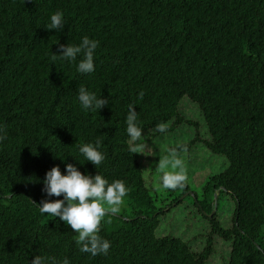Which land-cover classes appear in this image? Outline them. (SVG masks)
<instances>
[{"label":"trees","instance_id":"obj_1","mask_svg":"<svg viewBox=\"0 0 264 264\" xmlns=\"http://www.w3.org/2000/svg\"><path fill=\"white\" fill-rule=\"evenodd\" d=\"M56 11L65 25L47 30ZM85 36L99 42L93 72L77 71L82 56L53 60ZM80 85L108 105L84 109ZM184 97L208 128V138L196 134L185 146L201 140L228 162L205 181L202 198L187 194L211 225L201 250L158 233L161 217L190 191L188 178L165 189L163 172L180 169H160L155 152L131 153L126 132L133 105L141 140L160 134L161 123L163 133L184 122L198 127L184 116ZM0 136V264H32L37 255L47 264H207L214 235L230 242L227 264H264V0H0ZM86 143L102 152L101 165L79 151ZM66 164L128 188L131 216L102 221L106 255L82 253L70 226L40 213L42 201L63 199L47 196L43 181L55 166L67 174ZM225 195L234 203L231 227L218 219Z\"/></svg>","mask_w":264,"mask_h":264},{"label":"clouds","instance_id":"obj_2","mask_svg":"<svg viewBox=\"0 0 264 264\" xmlns=\"http://www.w3.org/2000/svg\"><path fill=\"white\" fill-rule=\"evenodd\" d=\"M36 2V0H32ZM65 25L64 14L56 11L50 17V24L46 25L47 30H62ZM99 42L91 40L87 36L83 37L78 46L67 44L61 45L62 54H53V60L57 57L67 61L76 60L77 56H82L78 63L77 71L81 74H87L94 71V53ZM140 97H143L141 92ZM78 99L84 109L100 110L108 105L107 99L98 98L95 93L89 92L85 87L80 85L78 89ZM137 113L134 105L129 106L126 117V132L133 142L129 146L131 153H142L144 145L136 143L142 136V129L137 125ZM156 130L163 133L166 131L165 124L161 123L156 126ZM6 136H0V140ZM100 141H97L99 145ZM79 151L85 156L88 162L95 167L102 164L105 157L96 146L92 144H83ZM63 160V159H62ZM173 169L179 171H165L161 177L162 185L165 189L175 190L182 188L187 180V175L181 166V161L175 159L161 160L158 164L160 169H166L169 164ZM66 173L62 174L59 166L52 167L46 173L43 181V191L49 197H61L54 201L44 200L39 207L42 215L47 214L52 217H59L67 226L78 234L76 244L82 253H89L93 257L99 254H107L110 248V242L103 239L99 233L102 227L104 217L110 211L117 213L124 202V197L128 194V188L121 180H115L109 183L100 174L85 175L81 173L73 164H66ZM47 259L43 256H35L32 264H47ZM55 261V258H51ZM63 264H69L67 259Z\"/></svg>","mask_w":264,"mask_h":264},{"label":"rangeland","instance_id":"obj_3","mask_svg":"<svg viewBox=\"0 0 264 264\" xmlns=\"http://www.w3.org/2000/svg\"><path fill=\"white\" fill-rule=\"evenodd\" d=\"M181 104L183 105L182 110L185 114L184 116L188 120L199 123L198 127L184 122L172 131L157 134L154 137H150L149 140L140 139L136 143H142L144 145L142 153H139L143 158L149 155L151 156L155 152L156 156L162 160L167 159L174 162L175 159H179L180 161L184 159L183 163L186 165L183 170L185 173L188 171L187 183L189 184L190 191L180 197V200H183L181 203H173L171 210L161 217L158 233L180 236L190 242L194 249L201 250L206 245L208 233H211V225L202 213L198 211L192 202V198L188 197L187 194L195 192L199 198H202L205 181L210 175L225 169L228 166V162L225 157L212 154L201 140V142H194L190 148L185 146V144L190 143L196 137V134L201 139L208 138V128L197 103L191 101L188 97H184ZM175 147H179V151H176ZM176 156L177 158H175ZM171 158L174 159L171 160ZM151 163L152 161L149 164ZM170 168H172L171 163ZM151 170L148 168L146 172L151 177L152 184H154L159 181L160 176L155 169ZM180 192L181 190L177 191V193ZM159 197L160 200L168 198L164 201L167 204L172 202L170 196L163 189L159 190ZM219 208L218 219L223 226L231 227L234 209L232 199L225 195L220 199ZM108 214H114L127 219L132 213L130 205L124 198L120 211L117 213H111L109 211ZM107 215L104 217L105 219L108 217ZM213 240L214 252L207 264H225L231 250L230 242L223 240L218 235H214Z\"/></svg>","mask_w":264,"mask_h":264},{"label":"water","instance_id":"obj_4","mask_svg":"<svg viewBox=\"0 0 264 264\" xmlns=\"http://www.w3.org/2000/svg\"><path fill=\"white\" fill-rule=\"evenodd\" d=\"M215 199L217 200V196H215ZM214 213H215V211H213L210 216H212Z\"/></svg>","mask_w":264,"mask_h":264}]
</instances>
